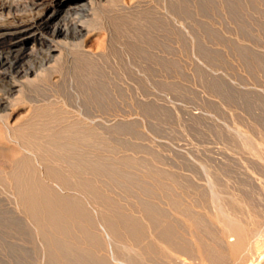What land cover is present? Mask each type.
Returning <instances> with one entry per match:
<instances>
[{"label": "rangeland", "instance_id": "obj_1", "mask_svg": "<svg viewBox=\"0 0 264 264\" xmlns=\"http://www.w3.org/2000/svg\"><path fill=\"white\" fill-rule=\"evenodd\" d=\"M153 2L152 10L134 13L96 5L89 19L96 31L85 45L105 53L92 59L77 52L70 70L57 71L60 80L45 76L28 85L12 107L10 121L39 134L46 168L70 177V161L85 155L123 172L111 175L83 166L67 184L47 172L41 176L55 185L52 196L69 195L83 203L98 241L78 230L83 220L73 219L71 234L63 236L55 225L45 223L44 235L31 218L20 219V198L7 177L13 166L1 123L0 264H61L49 235L92 254L73 257L74 264H175L161 246L156 254H146L127 232L109 240L99 225L103 213L124 212L137 229L136 202L142 192L148 202L165 206L169 193L158 191L161 184H169V192L190 207L191 215L203 219L189 227L174 210L167 212L175 223V240H188L189 263L201 264L198 244L212 251L205 264H245L248 259L264 264V0ZM0 41L1 49L8 48V39ZM92 123L91 142L68 135L59 141L75 149L58 153L54 134ZM209 179L235 213L253 217V257L232 256L221 226L207 217L213 213ZM77 180L96 186L113 206H96L94 195L75 185Z\"/></svg>", "mask_w": 264, "mask_h": 264}, {"label": "bare ground", "instance_id": "obj_2", "mask_svg": "<svg viewBox=\"0 0 264 264\" xmlns=\"http://www.w3.org/2000/svg\"><path fill=\"white\" fill-rule=\"evenodd\" d=\"M109 4L114 5V9L125 11V13L139 12L141 9H151L154 6L153 0L0 1V40L1 38L8 39V48H0V125L2 123L5 128L6 133H3L5 134L4 144L6 149L10 151L11 159H9L13 166V170L8 173L7 177L20 198L19 204L22 209L19 214L20 219L31 218L39 225L40 231L44 235L47 233L43 225L47 223V225H55L60 235L68 236L71 234V221L78 219L85 222L79 226L78 230L86 239L92 242H97L99 239L90 228L93 225V220L83 203L78 199L71 200L69 195L59 196V198L52 196L51 190L54 191L56 187L53 184L45 183L41 177L43 173L47 172L55 178V181L59 183L61 180L63 184L71 182L76 169L83 166L96 172L111 175L118 173L123 176L124 174L118 166L112 163H94L85 155H81L80 158L76 156L77 162L68 157L74 167L70 177L64 176L59 170L46 168L44 155H40L38 151L41 150V147L38 146L40 144L39 134H29L23 130L22 124H15L14 121L12 123L10 120L15 112L12 107L20 94L25 92L24 88L28 85L42 80L45 76L55 81L60 80L62 75L60 73L58 75L57 71L62 68L70 70L74 63V55L77 52L78 54L81 52L83 55H89L90 58L105 53L104 51L102 53L93 49L90 50L88 49L90 47L87 46V48L85 44L96 31V29L89 27V19L93 18L94 7L96 5L107 7ZM112 5L108 7L113 8ZM3 118L4 120H2ZM94 127L93 123L82 129L71 125L67 130L54 134L53 141L56 150L59 153V151L66 152L75 149L72 143L59 141L68 135H77L78 139L91 142L93 135L87 132H93ZM113 180L119 182L120 179L113 178ZM208 182L213 213L207 217L221 226L222 236L226 240L232 256L237 260L245 254V257H253L257 233L251 226L252 223L250 224L253 217L250 215L241 217L235 213L232 207L223 202L219 195H216L215 184L212 179H209ZM74 184L89 190L94 195L92 196L96 206L102 204L108 209L112 205L106 196L96 192V186L79 180L74 181ZM158 191L169 193L165 197L164 207L158 206L155 201L148 202L146 191L140 194L136 202L139 211V217L135 222L138 226L137 229L130 226L133 225L134 219L124 212L103 213L99 225H102L105 238L109 240L116 239L127 232L138 241L137 244H139L140 249L146 254H156L159 251L157 246H161L166 256L173 259L175 264H191L185 259L190 252L188 240L187 238L175 240V223L167 212L174 210L189 227H191L193 220V222L201 225L203 219L200 216L191 215L190 207L177 200L176 195L169 192V184H161ZM189 234L195 236L192 230ZM61 237L49 235L51 248L53 252L58 253L61 264H74L73 257L75 256L86 258V256L92 255ZM150 238L153 240L150 241ZM195 245L196 254L201 264H205V256L211 254L212 251L208 249L203 251L198 244ZM244 263L252 264L251 259L244 261Z\"/></svg>", "mask_w": 264, "mask_h": 264}]
</instances>
